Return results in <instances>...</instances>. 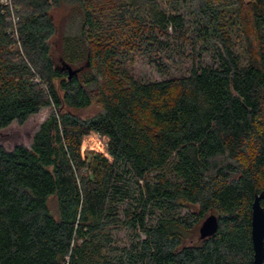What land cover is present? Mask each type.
<instances>
[{
  "label": "trees",
  "instance_id": "obj_1",
  "mask_svg": "<svg viewBox=\"0 0 264 264\" xmlns=\"http://www.w3.org/2000/svg\"><path fill=\"white\" fill-rule=\"evenodd\" d=\"M162 36L191 43L187 73L171 74ZM139 54L164 78L137 77ZM65 64L81 70L70 78ZM94 99L96 114L74 111ZM45 108L30 146L0 144V264H255L264 0H0V129ZM93 132L107 153H84ZM211 213L218 230L201 239Z\"/></svg>",
  "mask_w": 264,
  "mask_h": 264
},
{
  "label": "rangeland",
  "instance_id": "obj_2",
  "mask_svg": "<svg viewBox=\"0 0 264 264\" xmlns=\"http://www.w3.org/2000/svg\"><path fill=\"white\" fill-rule=\"evenodd\" d=\"M192 7L182 8L180 12L186 15V17H191ZM54 21L57 25V33L51 39L52 51L54 57L58 59L59 49L58 42L59 37L62 32L67 27L68 22L71 18L70 5L66 2H62L60 7L55 8L52 11ZM169 36H171L172 28L169 27ZM169 37L162 36L160 39L162 44H160V49L163 51L165 57H170L169 63L171 65V74L180 75L182 73H187L193 66V52L191 43L188 41L180 42L176 38L170 37L169 43L166 44V39ZM202 43L197 44V48L201 49ZM199 62L202 65L210 63V56L207 51L202 50L199 57ZM133 72L137 77L142 80H161L164 77L158 72L156 66L153 62L149 60L146 55H137L134 59ZM101 106L98 100L94 99L91 106L81 109L74 110L76 113L82 117H87L96 114L100 110ZM52 112L51 108H45L41 110L38 114L31 116L25 123L19 124L18 122L12 123L5 129H0V144H2L7 149H12L18 144H24L30 146L33 136L38 129L39 125L45 118L49 116ZM107 138L99 135L98 133H91L84 138L82 149L85 154L91 156L94 152H104L107 153ZM130 201V200H129ZM129 201H124L121 204V209L126 206ZM49 204L53 211L57 209V199L52 196L50 198ZM203 222V221H202ZM201 222V223H202ZM201 225V224H200ZM200 227V226H199ZM199 228H198V237ZM132 239V233L127 228L118 230L115 233V240L119 245H126Z\"/></svg>",
  "mask_w": 264,
  "mask_h": 264
},
{
  "label": "water",
  "instance_id": "obj_3",
  "mask_svg": "<svg viewBox=\"0 0 264 264\" xmlns=\"http://www.w3.org/2000/svg\"><path fill=\"white\" fill-rule=\"evenodd\" d=\"M71 78L77 74L81 68H74L69 64H65ZM264 199V191L255 196L252 206V241L254 247L255 264H264V206L261 201ZM219 227V217L215 213L209 214L199 227L201 239L214 235Z\"/></svg>",
  "mask_w": 264,
  "mask_h": 264
},
{
  "label": "built area",
  "instance_id": "obj_4",
  "mask_svg": "<svg viewBox=\"0 0 264 264\" xmlns=\"http://www.w3.org/2000/svg\"><path fill=\"white\" fill-rule=\"evenodd\" d=\"M5 2H7L8 0H4Z\"/></svg>",
  "mask_w": 264,
  "mask_h": 264
}]
</instances>
